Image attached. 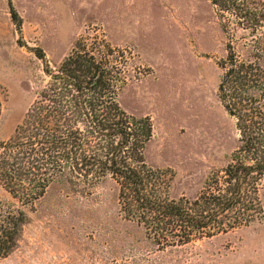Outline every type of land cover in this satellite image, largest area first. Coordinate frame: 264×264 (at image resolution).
<instances>
[{"label": "rangeland", "instance_id": "374dc122", "mask_svg": "<svg viewBox=\"0 0 264 264\" xmlns=\"http://www.w3.org/2000/svg\"><path fill=\"white\" fill-rule=\"evenodd\" d=\"M240 24L229 13L221 19L210 0H0V143L50 82L45 67L81 42L124 81L122 109L151 119L144 155L154 170L170 171L161 179L168 197L190 204L218 195L239 140L217 96L218 64L228 42L244 57L251 37ZM73 182L56 181L29 208L18 249L0 264H264V177L212 236L167 247L124 220L114 185Z\"/></svg>", "mask_w": 264, "mask_h": 264}, {"label": "trees", "instance_id": "16d2710c", "mask_svg": "<svg viewBox=\"0 0 264 264\" xmlns=\"http://www.w3.org/2000/svg\"><path fill=\"white\" fill-rule=\"evenodd\" d=\"M220 18L229 13L251 40L244 57L226 44L218 64V99L236 122L238 148L225 170V190L192 203L171 200L170 171L154 170L145 148L154 136L150 118L129 116L119 103L124 81L111 62L97 59L86 44L54 69L14 136L0 143V260L19 247L30 209L58 180L69 184L110 183L118 190L120 213L154 247L189 243L221 229V216L241 205L245 188L264 177V3L210 0ZM13 19L16 14L12 11ZM20 31V24H16ZM228 36V26L224 27ZM44 61V53L39 52ZM29 210V211H28Z\"/></svg>", "mask_w": 264, "mask_h": 264}]
</instances>
